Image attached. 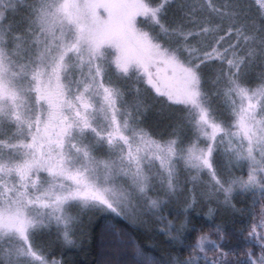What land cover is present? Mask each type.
I'll use <instances>...</instances> for the list:
<instances>
[{
  "label": "rangeland",
  "instance_id": "obj_1",
  "mask_svg": "<svg viewBox=\"0 0 264 264\" xmlns=\"http://www.w3.org/2000/svg\"><path fill=\"white\" fill-rule=\"evenodd\" d=\"M178 1L180 4L171 10L172 15L183 11L196 17L195 20L184 18L185 23L202 21V15H209L210 8H206L209 4L219 7L218 4L223 3L231 8L232 21L247 17L251 20L248 28L252 32L264 27V12L251 0ZM156 3L154 0H0V63L3 67L0 71V223L25 225L28 220L36 222L35 226L25 227L24 237L16 227L0 228V264H43L44 261L57 264L46 258L43 244L54 238L48 234L50 230H61L64 234L65 226L49 215H55L52 207L27 200L35 201L50 185L54 187V193L62 195L75 188L83 190L84 185L74 183L68 174L83 173L97 187H107L118 196L123 194L120 198L127 205L125 211H133L128 216L136 218L143 203L149 208V199H157L154 193L162 195V209H172L174 202H168L170 199L177 201L182 193L186 173L197 171V168L186 166L182 158L175 159L169 165L174 168L169 187L167 171L158 158L161 154L154 149L150 152L133 135V127L146 130L143 121L145 115L148 117L154 111V93L169 102V94L176 95L183 89L180 74L158 59L157 53L144 40L148 36L153 43H159L158 38H161L167 43L165 47L169 54L175 51L169 47L176 42V32L171 31V24L164 21L168 30L161 29L147 11ZM180 21L174 22L177 28L181 27ZM254 44L249 47L251 55L261 56L264 42L256 40ZM118 57L121 62L127 61V72L117 67ZM97 67L104 69L102 76L96 73ZM135 76L143 77L154 92L135 82L120 100L118 92L124 88L126 77ZM85 84L90 85L88 89L84 88ZM105 89L114 94V104L110 105L105 99ZM145 98L151 101L147 104ZM173 104L183 113L180 104ZM189 112L192 118V112ZM113 114L118 121L116 125L112 124ZM126 117H129L127 128L124 126ZM69 122L73 127L67 134L64 129ZM84 122L90 127L81 132L76 125ZM181 126L187 127L177 122L167 124L161 129L163 136L183 131ZM11 129V135L4 137ZM93 129L105 134L116 133L111 151L106 137L97 142ZM123 136L128 137L127 142L121 138ZM240 137L247 149L243 132ZM85 145H90L96 161L115 160L121 153L139 154L144 174L151 177L147 191L139 192L123 174H113L105 180L106 169L101 164L88 167L86 171L85 159L76 150ZM254 155L257 162L249 167L256 169L257 177L264 178V171H261L264 157L258 148H254ZM124 163L130 170H135L127 159ZM37 164L43 167L38 169ZM49 168L57 171L54 177L49 175ZM60 169L66 174H59ZM37 174L39 188L34 190L32 181ZM192 184L198 190L202 182L197 180ZM25 185L29 194L27 199L18 198L17 193L24 191ZM108 195L111 196V192ZM41 198L51 202L55 195ZM81 205L103 208L79 198L65 201L59 215L70 220L68 234L71 225L78 223L75 210H82ZM258 220L256 229L264 237ZM44 224H50V227Z\"/></svg>",
  "mask_w": 264,
  "mask_h": 264
},
{
  "label": "trees",
  "instance_id": "obj_2",
  "mask_svg": "<svg viewBox=\"0 0 264 264\" xmlns=\"http://www.w3.org/2000/svg\"><path fill=\"white\" fill-rule=\"evenodd\" d=\"M251 1L258 6L255 0ZM177 4H180L179 1L173 0L161 14V20L171 24V28H177L174 22L181 19V27L178 26L175 35L176 41L179 39L178 31L207 26L210 38L222 37L221 46L228 49L224 53L225 57L235 49L234 60L238 56H244L246 65L251 61L254 71L248 83L255 85L259 82L260 70L264 69V63H262L264 51L261 56L257 54L253 57L249 47L254 46L256 40L264 42V27L261 31L252 32L248 28V22L251 20L247 17L235 18L232 21L231 8L223 3L218 4L219 7H211L209 15H202V21L185 23L184 18H191L195 15L186 14L183 11L172 15L171 10L178 7ZM206 17L211 19L208 20ZM259 20L263 21V18ZM216 24L222 25V30L213 33L212 28ZM229 27L232 29L231 34H227ZM158 40L163 42L161 38ZM212 67L215 68L217 65H212ZM217 75L216 72L207 68L204 70L203 87L210 96L219 85L224 83L225 77L222 73L219 74L216 84L210 82ZM126 79L124 88L121 91L119 89L118 92L120 100L128 92L129 86L135 82H139L140 87L144 86L153 91L141 76L126 77ZM115 86H117L116 83ZM154 95V111L148 117L145 115L143 127L154 138L163 139L166 138L161 130L163 127L173 122L184 125V120L191 119V114L189 112L185 115L184 106H182V113L179 106L163 101L160 95L155 93ZM150 101L151 99L145 98L147 104ZM211 103L216 108V115H224L227 101L220 103L219 97L212 96ZM225 119H234V116L225 117ZM12 130L9 134H4V137L11 135ZM229 139L237 148L243 142V148L246 150V144L240 135L237 137L230 134ZM228 148V140L220 144L218 137L214 163H216V174L220 182L213 179V173L211 174L206 168H197L196 172L188 170L182 193L177 201L170 199L168 202V204L174 202L172 209L161 208L164 202L162 203V195H157V193L154 195L157 196L158 208L154 210L143 203V209H140V215L136 218L128 216L133 211H126L125 216H120L104 208L81 205L82 210L78 209L79 212L75 210L78 223L71 225V231L68 234L71 242L66 240L61 230L60 232L49 231L48 234L54 238L51 242L43 244L47 251L46 258L53 259L57 264H145L146 257L150 256L153 264H183L185 258H190L192 264H207L217 257L224 261V253H227V264H252L253 260L259 261L261 257H264V244L259 242L264 240V237L260 236L258 239L253 232L251 235L248 233L251 225L256 224L259 218L261 205L264 203V187H259L258 184H250L245 188L233 185V191L225 194L224 187L228 186L229 178L247 177L250 165L247 159L242 161V166L233 167L231 170L220 164V156L224 149ZM261 178L263 177H258L259 183H264V178ZM197 180L202 182L198 190L192 184L194 182L196 184ZM210 210L211 216L208 215ZM170 223L171 230L169 229ZM44 225L50 227V224ZM205 234L209 239L204 241L203 247L205 248L201 251L198 242ZM133 241L143 248L145 256L135 255L132 249Z\"/></svg>",
  "mask_w": 264,
  "mask_h": 264
},
{
  "label": "snow or ice",
  "instance_id": "obj_3",
  "mask_svg": "<svg viewBox=\"0 0 264 264\" xmlns=\"http://www.w3.org/2000/svg\"><path fill=\"white\" fill-rule=\"evenodd\" d=\"M172 2L173 0H158L153 7L147 9V11L151 13L152 19L165 31L168 29L165 28V24L161 20V14L165 12L167 5ZM256 3L261 11L264 12V0H256ZM211 7V4H209L210 9ZM192 19L195 20L196 17L193 16ZM206 19L210 20L211 18L206 17ZM221 30L222 25H213V33L220 32ZM171 31L177 32V29L172 28ZM231 31L232 29L229 27L227 34H231ZM178 37L179 39L169 46L175 50L173 54H169L168 47H165L163 42L153 43L148 36H145L144 40L148 46L157 53L158 59L164 60L166 64L173 67L174 71L180 74L183 84L182 91L176 95L169 94L167 98L170 103H178L184 106L185 115H187L188 111H191L192 118L184 120V125L187 127L183 128V126H181L183 131L178 130L174 134L163 139H155L150 132L136 127H133V135L138 138V143L143 145L150 152L154 149L157 153L161 154L158 158L160 159L161 165L167 171L169 187H171V177L174 171V168L169 165L178 158H182L185 165L188 167L206 168L209 172L213 173V179L217 180L219 183V177L216 174V163H214L218 137L220 144L228 140L229 148L224 149L223 154L220 156L219 163L229 170L233 167L242 166V161L244 159H247L250 165L256 163L257 159L254 155V148H258L261 157H264V69L260 70L259 82L255 85H250L248 81L254 71L251 67V61L246 65L244 56H238L234 60L233 57L236 56L235 49L225 57L224 53L227 52L228 49L221 46L222 37H217L215 39L210 38L207 26L203 28H187L183 31H178ZM206 37L208 38L206 39ZM262 63H264V61H262ZM116 65L119 69L127 72V61L121 62L118 57ZM212 65H217V67L213 68ZM206 68L218 74L216 78L210 81L213 84L217 83L219 74L222 73L225 77L224 83L219 85L211 96L207 94L203 87L205 81L204 70ZM144 70L147 71V68L145 67ZM0 71H3L2 63H0ZM103 72V68H96L97 74L102 76ZM89 86V84H85L84 88L88 89ZM105 92L107 93L105 99L110 105L114 104V94L109 92L108 89H105ZM212 96L219 97L220 103L227 101L224 115L215 114L216 108L211 103ZM237 105L239 110H237ZM130 115L131 113H129V117ZM233 116L235 119H225V117ZM129 117L125 118L124 126L126 128L129 127ZM117 123V118L115 114H113L112 124L116 125ZM76 126L80 128L81 132L90 127L87 122ZM72 127L73 124L71 122L67 123L64 129L65 133L70 134ZM93 132L97 137V142L106 137L107 146L111 151L115 144L113 137L116 133L105 134L96 129H93ZM241 132H243L244 140L248 145L246 150L243 148V142H241L240 147L237 148L229 139L230 134L238 137ZM121 138L125 140V142L128 140L126 136ZM33 139H35V136H33ZM202 141L204 143H202ZM28 146L30 147L31 145ZM76 150L82 153L85 159L87 166L85 169L86 171L88 167L94 168L97 164H101L106 169L105 180L113 174H123L132 181V184L139 189V192L144 193L147 191L151 177L144 174L141 165L142 157L139 154L133 155L131 152L127 154L121 153L115 160L96 161L91 154L92 149L90 145H85L82 148L77 147ZM125 159L133 165L134 171L130 170L129 166L124 163ZM41 167H43V165L37 164L38 169ZM261 171H264V163H261ZM255 172L256 169L250 166L247 177H230L228 186L224 187L225 194L227 195L233 191V185L245 188L250 184H258L259 187H264V183H259L258 177L254 174ZM48 173L50 176L54 177L57 171L49 168ZM59 174L64 175L66 171L60 169ZM23 175L24 174L21 175V179H23ZM68 175L74 183L84 185L83 190L75 188L67 194L62 195L54 193V187L50 185L40 192L35 201L27 200L28 203H37L54 209L55 215L52 213L49 215L52 219L65 226L66 230L64 236L68 242H71V238L68 236L67 232L70 220L59 215L63 210L65 201L72 198H79L84 202L93 201L97 206H102L116 215H126L125 210L127 205L124 204L123 200L120 198L123 194L118 196L115 191L107 187H97L95 184L90 183L84 177L83 173ZM38 180L39 174H37V177L32 181L34 190L39 188ZM221 186L223 187L222 184ZM109 192H111V196L108 195ZM28 195L27 185H25L24 191L17 193L18 198L27 199ZM53 195H55V199L51 202L41 198L43 196ZM124 199L126 200L127 198L124 197ZM149 204L154 210L159 206L158 201L155 199H149ZM208 215L211 216V210ZM258 222L261 230H264V206H262L260 210ZM35 224L36 222L33 220H28L25 225L0 223V228L7 230L16 227L20 236L24 237L25 227L35 226ZM171 228L172 225L170 223L169 229L171 230ZM252 232H256L257 238L259 239L260 232L257 231L255 224L251 225V230L248 235H251ZM208 239L209 237L205 234L198 242L201 251H203L204 241ZM259 242L264 244V240H260ZM216 246L218 247V244H216ZM132 249L137 257L145 256L143 248L135 241L132 242ZM31 254L33 256L36 255L34 252ZM227 255V253H224V261H221L220 258L217 257L207 262V264H227ZM37 259L42 260L41 257H37ZM43 264H47V262L44 261ZM145 264H153L150 256L146 257ZM183 264H192V260L190 258H185ZM252 264H264V257H261L259 261L253 260Z\"/></svg>",
  "mask_w": 264,
  "mask_h": 264
}]
</instances>
